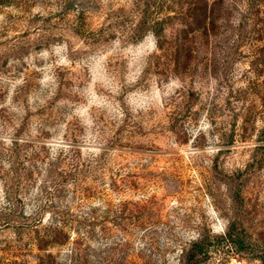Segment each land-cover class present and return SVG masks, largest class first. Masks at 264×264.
<instances>
[{
  "label": "rangeland",
  "instance_id": "obj_1",
  "mask_svg": "<svg viewBox=\"0 0 264 264\" xmlns=\"http://www.w3.org/2000/svg\"><path fill=\"white\" fill-rule=\"evenodd\" d=\"M196 242L264 253V0H0V264Z\"/></svg>",
  "mask_w": 264,
  "mask_h": 264
},
{
  "label": "trees",
  "instance_id": "obj_2",
  "mask_svg": "<svg viewBox=\"0 0 264 264\" xmlns=\"http://www.w3.org/2000/svg\"><path fill=\"white\" fill-rule=\"evenodd\" d=\"M160 26V23H157ZM163 28L160 26V30ZM86 32H91V31H86ZM228 239H231V235L228 234ZM199 243L196 242L193 243L192 246L188 249L185 255H187L185 261L186 264H199L200 259L197 258L198 254L200 253V248H199ZM258 260L260 261V264H264V253L258 255Z\"/></svg>",
  "mask_w": 264,
  "mask_h": 264
},
{
  "label": "clouds",
  "instance_id": "obj_3",
  "mask_svg": "<svg viewBox=\"0 0 264 264\" xmlns=\"http://www.w3.org/2000/svg\"><path fill=\"white\" fill-rule=\"evenodd\" d=\"M141 49L145 56H151L157 49V39L155 35L149 32L143 42L141 43Z\"/></svg>",
  "mask_w": 264,
  "mask_h": 264
}]
</instances>
